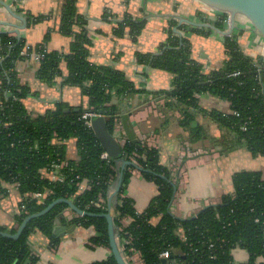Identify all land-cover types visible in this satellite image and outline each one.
Returning a JSON list of instances; mask_svg holds the SVG:
<instances>
[{"label":"trees","instance_id":"16d2710c","mask_svg":"<svg viewBox=\"0 0 264 264\" xmlns=\"http://www.w3.org/2000/svg\"><path fill=\"white\" fill-rule=\"evenodd\" d=\"M75 3V0L68 1L62 10V32L68 35L72 34L74 24L85 25ZM225 19L223 16L216 21L218 29L224 30ZM174 24L173 21L171 27ZM145 26V22L130 18L119 24L115 34L122 37L129 33L137 41ZM191 29L193 32L202 30ZM74 36L66 55L49 53L44 45L37 48L42 55L39 76L48 83L63 77L65 84L80 86L89 99V106L76 111L59 103L38 115L26 108L24 101L31 90L20 84L16 72L17 63L26 58L25 42L0 34V57L3 58L0 61V196L9 195L8 185L17 186L23 196L18 226L10 230L12 234L17 233L27 217L42 212L59 199L73 201L82 211L96 216L68 219L65 213L71 211L69 206L59 203L47 214L31 220L18 240L0 235V264H36L29 239L33 233L40 232L56 243L53 230L57 220L62 225L93 229L91 242L110 249L108 222L101 215L108 211V201L117 189L119 168L124 162L129 164L111 212L125 257L131 255L129 248L133 247L145 264H234L233 250L242 248L249 254V264H264L263 173H236L233 196L226 195L221 204L204 208L195 218L176 217L171 210L176 186L170 171L159 164V152L155 148L128 140L120 158H102L106 151L94 131L86 126L82 115L88 111L102 114L107 129L113 133L124 113V106L116 99L135 93V87L124 72L92 65L88 60L90 41L85 32ZM225 48L229 56L225 66L218 71L204 72L203 65L192 58L190 43L180 39L170 28L168 45L163 46L160 54L138 53L136 57L138 64L175 76L173 89L160 95L168 100L167 107L181 114L180 122L191 132L194 141L202 139L200 127H193L195 113L202 110L198 97L210 93L231 105L229 114L209 113L227 132L223 139L226 149L244 146L252 155L264 158V59L246 55L234 37H226ZM233 72L241 74L229 77ZM70 139L77 142L78 160H71L67 155L66 142ZM135 155L137 164L133 162ZM54 163L61 165L64 180L52 169ZM133 170L141 171L146 180L159 188L158 195L143 213H139L133 200L127 197ZM32 192L44 193L45 202L28 200ZM100 198L106 202L100 203ZM128 218L131 223L124 226L122 220ZM8 231V227L0 226V232ZM126 239L132 241L131 246L122 245ZM166 250L171 253L168 261L160 258ZM91 264L117 263L111 254Z\"/></svg>","mask_w":264,"mask_h":264},{"label":"crops","instance_id":"0c3cea01","mask_svg":"<svg viewBox=\"0 0 264 264\" xmlns=\"http://www.w3.org/2000/svg\"><path fill=\"white\" fill-rule=\"evenodd\" d=\"M68 1L0 0V34H9L25 42L26 58L17 63L16 72L20 84L31 90L24 101L31 113L45 114L59 103L66 104L70 110L88 108L89 99L80 86L65 84L63 77L52 83L41 80L42 55L37 51L44 45L49 53L66 55L75 33L84 31L90 41V63L114 67L124 72L134 84L135 93L122 100L116 99V102L124 106L123 115L130 114L138 141L155 148L159 152V164L170 171L176 186L171 210L176 217L195 218L204 208L221 204L226 195L233 196V176L238 172L261 171L264 175L263 157L252 155L244 146L234 149L221 146L227 132L209 113H231L227 100L210 93L199 95L202 110L195 113L193 127H200L202 139L194 141L191 132L180 122L181 114L167 107L168 100L160 95L173 89L175 76L137 62L138 53L160 54L163 46L168 45L171 28L180 39L190 43L192 58L203 65L204 72L221 70L229 59L226 36L206 27H197L202 30L193 32L191 27L195 26L180 20L211 24L217 28L216 21L223 16L230 18L229 14L213 11L197 0H75L77 13L83 17L85 25L74 24L72 34L68 35L62 32V10ZM239 16L233 30L234 38L246 55L262 57V35L248 18ZM130 18L146 23L137 41L129 33L122 37L115 34L119 24ZM173 21L175 24L171 27ZM224 23V30L231 27V23ZM61 67L65 70L63 62ZM120 126L125 133L123 121ZM120 136L115 137L119 139ZM125 137L119 140L121 147L128 141L126 133ZM66 145L68 157L78 160L76 140L70 139ZM8 188L9 195L0 196V226L8 227L10 232L18 226L23 196L17 186L8 185ZM127 188V197L133 200L139 213L145 212L159 193L158 186L146 180L139 170L132 171ZM73 216L72 211L65 213L68 219ZM130 223V218L124 221L125 226ZM94 233L93 229L77 226L73 233L56 238L57 242L52 243L46 235L35 232L29 239V246L37 258L36 264H91L112 254L109 248L91 242ZM233 258L234 264H249L245 249H234ZM131 263L143 264L139 256Z\"/></svg>","mask_w":264,"mask_h":264},{"label":"water","instance_id":"95a60500","mask_svg":"<svg viewBox=\"0 0 264 264\" xmlns=\"http://www.w3.org/2000/svg\"><path fill=\"white\" fill-rule=\"evenodd\" d=\"M210 8L213 11H221L223 13H227L230 15V23L231 27L226 30H220L216 28L214 25L206 24V23H194L188 20L181 19L180 21H185L187 24H190L195 27H206L210 29H215L221 35L226 36L233 32L234 27L236 25V18L237 16L243 15L246 18H248L252 24L255 26V29L264 37V0H197ZM123 126L126 133V136L129 141H131L133 144H138V138L136 136L135 130L133 128V125L130 121V114L123 115L122 116ZM92 130L100 140L102 146L104 147L105 151L108 153L110 158L118 159L122 155V147L117 141V139L114 137L112 133L107 129L105 119L103 117L94 119L92 121ZM129 162H124L121 171L119 173L118 181H117V189L112 194V196L109 199L108 202V211L105 214H102L101 216L107 219L108 222V232H109V243H110V250L115 258V261L117 264H129L128 261L125 259L116 234H115V225H114V219L112 216L111 208H112V202L118 191L120 190L123 182V176H124V170L126 165H128ZM66 203L69 206V209L73 211L75 214H78L80 216H96L94 214H90L87 212L82 211L79 209L72 201L68 199H59L57 201H54L51 205H49L45 210H43L40 213L30 215L25 219V221L20 225L17 233L12 234L10 232H0V235L13 239L18 240L21 235L23 234L24 230L26 229L29 222L33 219L39 218L48 212H50L57 204L59 203ZM64 217V216H63ZM62 217V218H63ZM77 226L72 225L71 227H68L67 225L62 226L61 222L57 220V225L55 226L53 230V237L55 238H62L66 236L67 234H71L76 230Z\"/></svg>","mask_w":264,"mask_h":264},{"label":"built area","instance_id":"2783aa9c","mask_svg":"<svg viewBox=\"0 0 264 264\" xmlns=\"http://www.w3.org/2000/svg\"><path fill=\"white\" fill-rule=\"evenodd\" d=\"M225 22H226V23H230V18H226V19H225ZM227 31H228V29H227ZM226 37L233 38V37H234V33L232 32V33L226 35ZM262 57H263V59H264V45H263V47H262ZM240 74H241L240 72H233V73H230V74H229V77H237V76H239ZM100 117H103L102 114H100V113H98V112H94V111H88V112H85V113L82 115V119L85 121L86 126L89 127V128H91V129H92V121H93L94 119H97V118H100ZM6 125H8V124H6ZM245 130H246V128H245ZM116 132H117V133H116ZM115 133H116V134H115ZM112 134L114 135V137H115L116 135H118V134H121V136L119 137V139L115 137V138L117 139L118 142H119V140H120L121 138L125 137V133H124L122 127L120 126V123L116 125L115 130H114V132H113ZM125 138H126V137H125ZM108 157H109V155H108L107 152L104 153V154L102 155V158H104V159H108ZM136 157H138V156L135 155L134 159H136ZM133 162H134L135 164H137V163H136V160H133ZM52 169H53V170H56L55 172H56L57 174L59 173V176H58V177H59L60 180H64V177L60 174V169H61V165H60V164L54 163V164L52 165ZM54 175H55V174H54ZM48 193H49V192H48ZM27 199L30 200V201L38 200L39 202L44 203V202H45V201H44V199H45V194H44V193H41V192H32V193H30V194L27 196ZM72 202H73V201H72ZM99 202H100V203H105L106 201H104L102 198H100V201H99ZM73 217H81V216L78 215V214H75V213H74V216H73ZM73 217H70V218H73ZM70 218H69V219H70ZM125 220H126V219L122 220L123 225H124V221H125ZM124 226H125V225H124ZM181 237L185 240V238H184L183 236H181ZM122 245H123L124 247H127V246L129 247V246L132 245V241H131L130 239H126V240L123 241ZM123 249H124V248H123ZM121 251H122V250H121ZM129 251H130L131 255H129V256H127V257L124 256L125 259L128 261L129 264H132L131 262L134 261V259L136 258V256H139L140 259L142 260L143 264H145L144 261H143V259H142V257H141V255H140V253H139L135 248L130 247V248H129ZM123 255H124V254H123ZM160 258L164 259L165 261H168V260L171 258V253H170V251H169V250H166V251H164L163 253H161ZM163 264H168V263H167V262H164Z\"/></svg>","mask_w":264,"mask_h":264},{"label":"rangeland","instance_id":"374dc122","mask_svg":"<svg viewBox=\"0 0 264 264\" xmlns=\"http://www.w3.org/2000/svg\"><path fill=\"white\" fill-rule=\"evenodd\" d=\"M220 12H221V11H218V13H220ZM239 15H240V14H239ZM239 15H238V17H237V23L239 22V17H240ZM226 31H227V30H226ZM263 41H264V37H263ZM221 144H222L223 148H226L225 145H224V143H223V141H222Z\"/></svg>","mask_w":264,"mask_h":264}]
</instances>
